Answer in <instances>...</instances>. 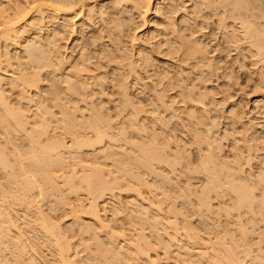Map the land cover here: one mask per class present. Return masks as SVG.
<instances>
[{"label":"bare ground","instance_id":"bare-ground-1","mask_svg":"<svg viewBox=\"0 0 264 264\" xmlns=\"http://www.w3.org/2000/svg\"><path fill=\"white\" fill-rule=\"evenodd\" d=\"M241 77L244 84L261 92L254 122L249 119L251 126L244 123L240 106L241 110L231 104L225 108L230 89L240 87ZM218 80H223L219 81L221 87L215 83ZM220 119L225 124L219 131ZM115 120L129 128L121 129ZM43 121L58 123L59 131L68 133V141L56 139L40 150V155L27 152L28 163L20 162L16 169L9 166L0 149V165L11 168L10 181L21 192L19 200L14 195L9 205L22 201L32 208L31 196L37 181L46 194L55 191L52 166L75 169L93 165L90 170L83 168L85 173L78 183L92 196L88 207L98 229L107 226L99 213L109 210L98 199L101 203V198L114 189L124 188V195L135 198L145 190L153 202L157 193L151 195V191L161 189L157 201L161 202V197L164 203L174 202L179 197L180 205L186 208V193L200 184L198 199L203 210L208 211L206 207H211L209 202L214 199L215 206L224 213L221 215L229 216L234 226L216 237L199 217L201 225L205 223V232L215 238V242L204 238L212 242L209 250L213 252L210 259L207 257L210 263H205L264 264V0H0V123L26 132L34 122L44 125ZM112 121L116 122L114 128ZM42 129L41 135L45 133ZM29 131L31 141L37 144L39 136ZM66 151L68 157L63 154ZM112 152L117 153L115 158ZM98 155L115 161L123 177L119 178L121 183L116 178L120 175L106 178L109 173L105 176L99 168ZM63 156L70 162L65 163ZM123 180L131 182L129 187L126 181V186H117ZM171 185L184 187L185 192L178 189L180 196L171 193L174 198L169 196L170 200L167 196ZM108 198L107 203L113 201V197ZM151 200H147L148 207L154 204ZM3 202H7L4 196L0 198V264H75L70 258L78 253L68 254L70 247L63 243L59 228L45 224L40 215L37 227L25 225L29 228V234L28 230L25 233L27 243L24 231L6 211L9 205H4L8 206L5 209ZM174 209L168 213L173 211L175 215ZM146 211L141 209L139 214ZM150 216L146 213L141 219L146 217L148 221ZM158 216L145 222L149 227L146 230L157 236L154 235L156 244L151 243L148 231L149 238L142 237L146 231L142 222L144 228L140 223L137 227L142 229L140 237L139 231L131 233L138 230L134 222L129 233L135 238L126 234L130 237L129 247L130 243L133 246L129 252H135L134 257L128 252L127 260H134L133 264H154L158 257L148 253L152 248L161 249L163 256L175 243L181 246L178 241L173 243V234ZM186 227L182 232L186 240H203L194 232L191 235L190 227ZM13 228L17 230L13 232ZM109 234L113 238L116 235L114 231ZM46 237L54 242L55 249L47 247ZM98 240V258L103 263H118V249L113 257ZM139 253L145 254L149 263L140 260ZM85 256L86 262L92 257ZM156 256L161 255L156 252Z\"/></svg>","mask_w":264,"mask_h":264},{"label":"rangeland","instance_id":"rangeland-1","mask_svg":"<svg viewBox=\"0 0 264 264\" xmlns=\"http://www.w3.org/2000/svg\"><path fill=\"white\" fill-rule=\"evenodd\" d=\"M223 82V80H218L217 82L215 81V83H217V85H219L220 87H221V84H219L220 82ZM239 83H240V87L239 86H235V87H233V89L231 88L230 89V95H231V97L228 99V101H227V103H226V105H225V108L228 106V105H235V106H237V108L238 109H240L241 110V108H242V110H243V116H244V118H243V121H244V123L246 124V126L248 125L249 126V124H250V126L252 125V123L254 122V114H255V112L254 111H256V106H257V101L260 99V95H261V92H259V91H256L253 87H252V85L251 84H248V85H246V84H244L243 83V78L241 77V79H239ZM243 83V84H242ZM247 86V87H246ZM242 87H244V88H242ZM239 88V89H238ZM240 88H242V89H240ZM245 88H247V89H245ZM239 90V91H238ZM242 93H241V92ZM254 91H255V93H254ZM251 92H253L252 94H251ZM240 94V95H239ZM247 99V100H246ZM255 103V104H254ZM241 108H240V107ZM246 110V111H245ZM250 112V113H249ZM256 116V115H255ZM245 118H247V119H245ZM251 121H253V122H249L250 120ZM248 120V121H247ZM116 121V120H115ZM113 122L111 125L113 126V128H114V124L117 122L118 123V121H116V122ZM44 122V121H43ZM55 121H49V122H47V123H45L44 122V125H42V124H40L41 122H39V123H37V122H32L33 124H32V126H28L27 128H28V131H29V134L31 133L32 135H37V136H39L37 139H39L38 140V143L37 144H33V142L31 141V139H30V135H28V131H26V132H24L23 130H18V129H15L14 128V126L13 125H11V124H5V123H0V149H1V151L5 154V157L8 159V161H9V166L11 167V165H13L12 167L13 168H15L16 169V167H18L19 165V163L20 164H25V163H28V157H30V156H27L28 155V153L29 154H31L32 156H34V154L35 155H40V152H42L43 150H45L46 148H47V146H49L50 144H51V142H53V141H57V140H66V141H68V137H69V135H68V133L66 132L65 133V131L63 130V129H60V131H59V129H58V123H54ZM248 122H249V124H248ZM36 123V124H35ZM116 123V125H120L119 123L117 124ZM37 125V126H33V125ZM49 127H47L46 125ZM224 121L222 120V119H220V121H218V130L220 131V130H222L223 128H224ZM4 125H8V128L6 127V126H4V128H3V126ZM41 127V128H45V133H42V135H41V133L39 134V132H44V130L42 129V130H40L41 128L39 127V126ZM50 125V126H49ZM174 124L172 123L171 124V126H173ZM118 126H116V127H118ZM121 126V125H120ZM123 126H125L126 128L128 127V126H126V125H123ZM123 126H121V129L122 128H125V127H123ZM31 127H33V128H31ZM53 127V128H52ZM61 127V125H59V128ZM6 128V129H5ZM31 128V129H30ZM129 128V127H128ZM33 129V130H32ZM36 129H38V130H40V131H38V130H36ZM117 129H119V127L117 128ZM116 129V130H117ZM164 129H166V128H164ZM7 130V131H6ZM34 130L36 131V133H33L34 132ZM124 130H127L128 132L130 131V130H128V129H124ZM31 131H33V132H31ZM54 131V132H53ZM165 131H169L168 130V128H167V130H165ZM37 132H38V134H37ZM49 132V133H48ZM112 132H114V130H112ZM86 134H88L87 136L88 137H91V135L92 134H90L89 133V131H87V133ZM251 134V130H250V132L248 131L247 132V135L246 136H249ZM2 136V137H1ZM9 136V137H8ZM67 136V137H66ZM66 137V138H65ZM54 138V139H53ZM3 139V140H2ZM30 139V140H29ZM46 139V140H45ZM57 139V140H56ZM7 141V142H6ZM252 145H253V143H251ZM46 145V146H45ZM33 146H34V148H33ZM46 147V148H45ZM36 148V149H35ZM32 149V150H31ZM39 149V150H38ZM37 150H38V152H37ZM40 150H42V151H40ZM25 152V153H24ZM28 152V153H27ZM69 152V151H68ZM115 152V151H114ZM119 152H121V151H119ZM21 153H22V155H23V153L27 156V160H26V157L23 155V156H21ZM34 153V154H33ZM63 154L65 155V157H68L67 155V151L64 153L63 152ZM117 154V153H116ZM115 153L113 154V152H112V157L113 158H115L116 156H114V155H116ZM119 154V153H118ZM10 155H13V156H10ZM20 156V157H18V156ZM31 156V157H32ZM84 156H87V155H84ZM99 156V158L97 157V159H99V160H97L96 159V161L97 162H99V164H98V166L100 165V167L99 168H101V170L103 171V172H105V176H106V174L107 173H109L107 176H106V178L108 179V180H111V178H113L114 176L116 177V176H119L120 175V177H116L119 181H120V179L122 180V178H121V175L122 174H120V172L117 170V168H116V166H115V161L113 162V160L112 159H107L108 158V156H107V158L104 156V155H98ZM100 156H102V157H100ZM105 158H104V157ZM22 157H23V159H22ZM87 157H90V158H92V160L95 158V157H93V156H87ZM86 157V158H87ZM109 157H111V156H109ZM16 158V159H15ZM63 158H64V156H63ZM89 158V159H90ZM12 159H13V161H12ZM25 159V161H23ZM65 159V163H66V161H68V162H70L69 160H68V158L66 159V158H64ZM88 160V159H87ZM15 162V163H14ZM22 162H24V163H22ZM101 162V163H100ZM10 163H12V164H10ZM17 163V164H16ZM112 163V164H111ZM89 164L90 163H88L86 166L88 167H82V166H74V167H76L75 169H73L74 171H72V169H68V167L66 168V167H64L63 169H57L58 167H54V166H52V167H50L51 169H50V174H51V177H52V175L54 176V177H52V179H53V182H54V184L56 183L57 185H54V186H56L55 188V191L54 190H52V192L51 191H49L47 194L43 191V185H41V184H39L38 182L39 181H37V183H36V186L38 185V187H36L35 186V189L33 190V194H32V198H31V200H32V205L34 206H32V208L31 207H26L25 206V204L24 203H22V201L20 202L19 201V203H18V201L16 202V203H14L12 206L11 205H9L8 203H10V201L12 202V198H13V196L14 197H16V198H18V193H21V192H17V190H16V188L14 187V185L12 184V181H10L11 180V176H9V173H10V171H11V168L9 167V168H7V169H5L3 166L1 167V165H0V193H2V194H0V196L1 195H3L4 196V201L6 202L5 204H4V202L2 203V207H4V205L6 206V205H9V207H10V209H8V210H6V211H8V212H10V216L13 218V220H14V224L15 225H17L18 227H19V229L20 230H23L24 231V235H25V233H26V231H27V233L29 232V228L30 227H32V226H35V227H37L38 226V224L40 223V221H38V219L40 218V217H42L41 219L42 220H44L45 222V224H47L48 225V223L50 224V225H54V226H56L57 228H59L60 230H61V233H62V238L64 239H62L63 240V243H64V241H65V243H67L68 245H69V247H70V249H69V255L71 256V254H73L74 252L75 253H78L74 258H73V256L70 258L71 260H73L72 262L73 263H75V264H107V263H103L102 262V260L100 259V258H98V251H96L97 250V246H96V243H95V241L97 242V240L98 241H100L101 243H102V245H103V247H104V249H106V250H108L109 251V254L111 255V256H113V257H116L115 256V252L116 251H114L115 250V248L116 249H118L117 250V254H119L118 255V257L117 258H119L118 259V263L119 264H121V263H124V264H133V262H134V260H127V257H128V254L130 253V254H132L131 255V257L133 256V253H134V256H135V252L134 251H132V252H129L131 249H133V246H132V243H130L131 244V246H132V248H130L129 247V242H130V237L128 236L127 237V235H130L131 236V234L129 233L131 230H132V228L131 227H133L132 225H134V224H132L133 222L134 223H136L137 224V226H135L134 225V228H136V229H138L137 227H138V225H140L141 224V222H142V224H144L145 226H146V228H145V230L146 229H149V227L147 226L148 224L147 223H150V222H148L149 221V219L151 220V219H153L154 217L156 218V214L157 215H159L158 216V218L162 221V223H163V225H165L168 229H167V231H169L171 234H173V236H174V238H175V241L173 242V243H175V242H177L178 241V244L179 245H181L180 247L175 243V245H177L176 247H174V246H171V248H170V251L168 252V254L167 255H163L162 256V254L160 253V252H162V251H160L159 250V248L158 247H156V246H153V247H156V248H152L150 251L148 250V253L149 254H151L152 256H154V254H155V257H158V259H156V261H155V263L154 264H207V263H205V261L206 262H208V263H210V261H207V259L209 258H211V257H209V256H212L210 253L212 252V251H210V250H212V248L210 247L211 245H209L210 243H212L211 241H214L215 240V238H214V235H212V234H210L209 233V231H208V233L209 234H207L206 232H205V230L206 229H204L205 227H203L204 225L203 224H205V223H203L202 225H201V223H202V220H204L203 222H205L206 221V224L208 225V230H210V231H212L213 230V232L215 233V236H216V234H218V235H221V234H223L222 232H223V230L224 231H226V230H229V228L232 230V228L231 227H234V226H231L232 224H231V222L233 221V220H230L231 218L229 217V216H227L226 215V217H225V215L224 216H222L224 213H222V212H220L219 210H218V208L215 206V204H216V201H214V199H212L209 203H211L210 204V206L211 207H209V208H207L206 207V209H208V211H204L203 209L204 208H202V206H201V203H199V199H198V193H199V191H200V187H201V185L199 184H197V185H193L194 187H191V193H186V198H185V201H183V202H185V203H187V207L185 208H183V206L182 205H180L181 204V202H180V200H177L179 197H177V199H176V197L174 198V196H172V194L171 193H173V195H174V193L176 192V196H180V193H179V191L181 192V190L180 189H182V192H185V188L184 187H180L179 185H171L170 186V188L172 189V190H174V191H172V190H169V191H172V192H169L168 191V196L167 197H169V196H171V198L173 199L174 198V202H172V200H171V198H170V202L169 201H167V202H163V198H162V200L159 198V200L161 201V202H159V201H157L158 200V197L160 196L158 193L160 192V190L161 189H159V188H157V187H155V189L157 188V189H159V191L158 190H156V192H154L152 189L154 188L153 186V188L152 189H149V190H152L151 191V195H153V193L154 194H156L157 193V195H153V197L154 196H156V198H155V200H154V202L151 200V197H149V195L146 193V191L144 190V192H142V195H140L139 197H134V196H131V194L129 195V194H126L127 195V197H128V195H129V198L131 197V199L132 198H135L134 200H129V198H127L126 197V195H124V193H123V191H124V188L122 189L121 187L122 186H126L127 184H128V182H130V181H128V180H123V183L122 184H120L122 181H120V185L121 186H119V185H117L118 187H120L121 189L120 190H118V188L115 190L114 189V191H113V193H111V194H113V195H111L110 193V195L109 196H111V197H113V201H111V202H108L107 203V200L108 199H110V198H108L109 196H107V194L105 195V196H107V197H102L101 198V203H100V198L98 199V201H99V204H101L102 205V203H103V201L105 202V203H103V206L106 208V206H107V208H109V210L108 209H106V211H101L100 213H99V219L101 220V222H104V224L106 225L107 224V226L104 228V227H102V229H101V227H100V229H98V227L96 226V224H97V221H96V223H94L93 224V221L94 220H92L90 217V215H92L91 213H90V210H89V207H88V205L90 204V202H91V195L90 194H88L87 192H86V190H85V188H84V186H80V182L78 183V180H79V178H80V176L81 175H83V173H85V170H90L91 168H94L93 167V165L92 166H89ZM26 165V164H25ZM112 165H114V166H112ZM16 166V167H15ZM97 166V167H98ZM112 166V167H111ZM82 167V168H81ZM85 170H84V169ZM115 168H116V170L118 171H116V172H114V170H115ZM81 169V170H80ZM62 171V172H59V171ZM51 171L53 172V173H51ZM56 173H55V172ZM59 172V173H58ZM81 172V173H80ZM113 172V173H112ZM65 173V174H64ZM67 173V174H66ZM119 173V174H118ZM70 174V175H69ZM75 174V175H74ZM77 174V175H76ZM111 174H113V175H111ZM188 174H189V172H188ZM30 175V174H29ZM60 175V176H59ZM70 176V177H69ZM185 176L186 177H188L187 176V173L185 172ZM62 177H64V178H62ZM72 177V178H71ZM115 177H114V179H115ZM147 180H149V176H144ZM55 178V179H54ZM69 178V179H68ZM75 178V179H74ZM120 178V179H119ZM64 179V180H63ZM72 179V181L70 182V181H68V180H71ZM114 179H112V181L114 180ZM20 180V179H19ZM125 181L127 182V184L125 185ZM8 182V183H7ZM67 182H69V183H67ZM65 183H66V186H65ZM124 184V185H123ZM130 184H131V182H130ZM130 184H128V187H129V185ZM11 185V186H10ZM13 185V186H12ZM42 186V189H40L41 188V186ZM73 185V186H72ZM4 186V187H3ZM174 186H179V188H176V187H174ZM200 186V187H199ZM10 187V188H9ZM68 187V188H67ZM173 187H174V189H173ZM70 188H72L73 190H74V192H73V190L72 189H70ZM78 188V189H77ZM84 188V189H83ZM184 188V189H183ZM199 188V189H198ZM202 188V187H201ZM58 189V190H57ZM169 189V188H168ZM178 189H179V191H178ZM4 190V191H3ZM40 190L41 191H43L44 193H42L41 194V192H40ZM69 190H71V191H69ZM75 190H76V192H75ZM148 190V189H147ZM148 190V191H149ZM199 190V191H198ZM121 191V192H120ZM147 191V192H148ZM196 191H198L197 193H195ZM5 192V193H4ZM16 192V193H15ZM125 192V191H124ZM11 193V194H10ZM38 193V194H37ZM161 193H162V190H161ZM122 194V195H121ZM10 195V196H9ZM124 195V196H123ZM190 195V196H189ZM3 196H1L0 198H3ZM41 196V197H40ZM115 196H117V197H115ZM149 198H148V197ZM9 199H8V198ZM146 197L149 199V202H150V200H151V202H153L154 204L153 205H151V207H148L149 205V202H147V200H145L146 199ZM20 198V197H19ZM19 198H18V200H19ZM60 198V199H59ZM107 198V199H106ZM125 198H127V199H125ZM144 198V199H143ZM169 198H167L168 200H169ZM181 198V197H180ZM140 199H142V201L143 200H145V202L143 201H141ZM153 199V198H152ZM157 199V200H156ZM166 199V200H167ZM176 199V200H175ZM57 200H59V201H57ZM165 200V201H166ZM196 200V201H195ZM129 201H132V203L131 202H129ZM214 201V202H213ZM159 202V203H158ZM126 203V204H125ZM167 203V204H166ZM179 203V204H178ZM113 204V205H112ZM151 204V203H150ZM160 204V205H159ZM169 204V205H168ZM214 204V205H213ZM20 205V206H19ZM60 205V206H59ZM108 205H109V207H108ZM155 205V206H154ZM158 205H159V207H158ZM114 208H113V207ZM146 206V207H145ZM152 206H153V208H152ZM182 206V207H181ZM8 207V206H7ZM6 207V208H7ZM24 207H25V209H24ZM112 209H114L115 210V207H116V213H118V214H116L115 212L113 213V211L114 210H112ZM175 208L174 210L177 212L175 215L172 213L173 211H170L171 213V215L168 213L169 212V210L171 209V208ZM179 207V208H178ZM204 207V206H203ZM215 207V208H214ZM5 208V207H4ZM5 208V209H6ZM105 208H104V210H105ZM119 208H121V209H119ZM138 208V209H137ZM157 208H159V210L157 209ZM170 208V209H169ZM213 208V209H212ZM129 209V210H128ZM141 209H145V210H147L146 212H144L145 214L147 213V217H148V215H153L152 217L150 216L149 217V219H148V221L146 220L147 218L145 217V220H143V219H141V217H142V215H144L145 216V214H139V212H140V210ZM161 209H163L162 210V214H161ZM166 209V210H165ZM168 209V210H167ZM178 209V210H177ZM180 209H182V210H180ZM212 209V210H211ZM11 210H13V211H11ZM117 210H118V212H117ZM158 210V211H157ZM173 210V209H172ZM184 210V211H183ZM187 210V211H186ZM36 211V212H35ZM119 211H120V213H119ZM130 211H131V213H130ZM135 211V212H134ZM138 211V212H137ZM144 211V210H143ZM189 211V212H188ZM18 212V213H17ZM112 212V213H111ZM156 212V213H155ZM160 212V213H159ZM166 212V213H165ZM39 213V214H38ZM155 213V214H154ZM168 213V214H167ZM205 213H206V215H205ZM216 213V214H215ZM18 216H17V215ZM222 214V215H221ZM22 215V216H21ZM40 215H42V216H40ZM135 215V216H134ZM137 215V216H136ZM141 215V216H140ZM155 215V216H154ZM216 215H218V216H216ZM20 216V217H19ZM36 216V217H35ZM40 216V217H39ZM10 217V218H11ZM27 217V218H26ZM175 217V218H174ZM202 219H200V218ZM228 217H229V219H228ZM164 218V219H163ZM175 220H174V219ZM186 218V219H185ZM213 218V219H212ZM219 218V219H218ZM223 218H226V219H224L223 220ZM48 219V220H47ZM171 219V220H170ZM179 219V220H178ZM200 219V220H199ZM206 219V220H205ZM217 219V220H216ZM12 220V221H13ZM23 220V221H22ZM35 220H36V222H35ZM118 220V221H117ZM154 220V219H153ZM156 220H158V219H156ZM166 220V221H165ZM167 220H168V222H169V224L168 223H166L167 222ZM174 220V221H173ZM228 220V221H227ZM91 221V222H90ZM160 221V222H161ZM173 221V222H172ZM207 221H208V223H207ZM47 222V223H46ZM95 222V221H94ZM131 222V223H130ZM145 222H147V223H145ZM171 222V223H170ZM180 222V223H179ZM182 222H185V224H183V226H180V225H182ZM201 222V223H200ZM216 222V223H215ZM222 222V223H221ZM23 223H24V225H23ZM42 223V222H41ZM140 223V224H139ZM162 223H161V226H163L162 225ZM176 223V224H175ZM200 223V224H199ZM225 223V224H224ZM228 223V224H227ZM93 224V225H92ZM140 225V227H143L144 228V225ZM147 224V225H146ZM210 224V225H209ZM222 224V225H221ZM25 225H29V228L27 229V228H25L26 226ZM98 225V224H97ZM100 225V224H99ZM179 225V226H178ZM184 225H185V227H186V225H187V227L189 228V230L188 231H190V233L192 232H194V234H196V235H198L200 238L202 237V241H194V240H191L190 238H188L187 240L185 239L186 237L182 234V232H183V227H184ZM215 225V226H214ZM17 226H15V227H17ZM92 226V227H91ZM97 228V229H95V227ZM150 226V225H149ZM160 226V225H159ZM165 226H163V227H161L162 228V231H163V228H165ZM175 226V227H174ZM212 226V227H211ZM94 227V228H93ZM148 227V228H147ZM186 227V228H187ZM211 227V228H210ZM221 227V228H220ZM223 227L225 228V229H223ZM228 227V228H227ZM24 228V229H23ZM33 228V227H32ZM133 228V229H134ZM181 228V229H180ZM187 228V229H188ZM14 229V230H13ZM12 229V231L14 232L15 230H17V229H15V228H13ZM106 231H105V230ZM112 229H114V230H112ZM174 229V230H173ZM203 229V230H202ZM212 229V230H211ZM216 229H218V230H216ZM99 230V231H98ZM110 230V231H109ZM124 230V231H123ZM128 230V231H127ZM144 230V229H143ZM220 230V231H219ZM222 230V231H221ZM87 231V233H85V232ZM113 231H114V234H116L117 235V233H120V235H124L125 237H123V236H120V235H118V237L116 236V235H114V238L111 236V234H109V233H111L112 232V234H113ZM120 231V232H119ZM138 231H139V229L137 230V232H133V231H131V233H132V235L134 234V233H138ZM142 231V229H140V231H139V233ZM147 231H148V233H150V239L152 240H150L151 241V243H153V244H156V243H154V240L156 239L157 240V238H155V234L151 231V230H146V231H144L145 233H143L142 234V237H143V235L146 237V235H148L147 237L149 238V234H147ZM173 231V232H172ZM64 232V233H63ZM94 234H93V233ZM124 232V234H122V233ZM151 232L153 233L152 235H151ZM196 232V233H195ZM201 232V233H200ZM235 232V231H234ZM107 233H108V235H107ZM129 233V234H128ZM138 233V234H139ZM142 233V232H141ZM141 233H140V235H139V237L141 236ZM183 233H185V232H183ZM192 233H191V235H192ZM212 233V232H211ZM219 233H221V234H219ZM29 234V233H28ZM95 235V236H94ZM107 235V236H106ZM135 235H137V234H135ZM155 235V236H154ZM209 235V236H208ZM218 235L216 236V237H218ZM106 236V237H105ZM109 236H110V238H109ZM153 236V237H152ZM197 236V237H198ZM101 237V238H100ZM108 237V238H107ZM157 237V236H156ZM208 238V239H211V241H210V243H208L209 241H208V239H205V241L207 240L208 242H205L204 241V238ZM45 238V237H44ZM98 238V239H97ZM111 238H113L112 240H111ZM116 238V239H115ZM129 238V241L127 240ZM135 238V237H134ZM134 238H132V236H131V239H134ZM147 238V239H148ZM155 238V239H154ZM200 238H198V239H200ZM23 239H25L26 240V242L28 243V240H27V234L25 235V238H24V236H23ZM47 239V240H46ZM46 239L44 240L46 243V245H47V247L49 248V249H55V248H53L54 247V242L51 240V239H49L48 240V237H46ZM201 240V239H200ZM112 241V242H111ZM124 241V242H123ZM128 241V242H127ZM52 242V243H51ZM115 242V243H114ZM156 242V241H155ZM206 244H205V243ZM215 242V241H214ZM126 243V244H125ZM124 244L125 245H128V247L126 246H124ZM84 245V246H83ZM121 246V248L119 247V246ZM204 245V246H203ZM87 246V247H86ZM86 247V248H85ZM118 247V248H117ZM179 247V248H178ZM201 247V248H200ZM127 248H130L129 250L127 249ZM210 249V250H209ZM122 250V251H121ZM114 251V252H113ZM160 251V252H159ZM173 251V252H172ZM208 251V252H207ZM129 252V253H128ZM156 252H158L161 256H156ZM201 252H202V254L203 255H201ZM85 253V254H84ZM206 253V254H205ZM213 253V252H212ZM97 254V255H96ZM130 254H129V256H130ZM172 254V255H171ZM178 254V255H177ZM201 256H200V255ZM85 255H87L88 257H89V255L91 256L92 255V257H90L89 258V261H85ZM138 255V254H137ZM180 255V256H179ZM197 255V256H196ZM205 255H206V257H205ZM133 256V257H134ZM140 258H141V254L139 253V255H138ZM171 256V257H170ZM179 256V257H178ZM191 256V257H190ZM95 257H96V260H95ZM198 257H200V259L198 258ZM208 257V258H207ZM87 258V257H86ZM92 258V259H91ZM122 258V259H121ZM129 259H130V257H128ZM139 258V259H140ZM180 258V259H179ZM204 258V259H203ZM97 259H99V261L97 260ZM142 259H144V260H146V262H148L149 263V261H148V257L146 258L145 257V254H144V256H142V258L140 259V260H142ZM199 259V260H198ZM101 260V261H100ZM121 260V261H120ZM127 260V261H126ZM140 260H138L139 262H140ZM120 261V262H119ZM125 261V262H124ZM138 262V263H139ZM141 262H143V261H141ZM141 262H140V264H141ZM182 262V263H181ZM191 262V263H190ZM202 262V263H201ZM116 264H118L117 262H115ZM145 263V262H144ZM243 264H245L244 262H242ZM145 264H147V263H145Z\"/></svg>","mask_w":264,"mask_h":264}]
</instances>
